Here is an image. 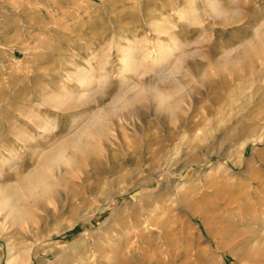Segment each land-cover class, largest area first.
<instances>
[{
	"label": "rangeland",
	"instance_id": "rangeland-1",
	"mask_svg": "<svg viewBox=\"0 0 264 264\" xmlns=\"http://www.w3.org/2000/svg\"><path fill=\"white\" fill-rule=\"evenodd\" d=\"M263 69L264 0H0V264H264Z\"/></svg>",
	"mask_w": 264,
	"mask_h": 264
},
{
	"label": "bare ground",
	"instance_id": "bare-ground-1",
	"mask_svg": "<svg viewBox=\"0 0 264 264\" xmlns=\"http://www.w3.org/2000/svg\"><path fill=\"white\" fill-rule=\"evenodd\" d=\"M236 49H237V51H235L234 48H231L230 50L225 51L224 55L221 58H215V56H214L212 58V61L207 64L206 68L203 64L189 67L187 69L188 78L185 79V86L189 87L193 84H199L201 86H204L205 88H207L209 90V94L207 95V93H206V95H207V98L210 101V103H212L213 106L216 103H219L223 98H225L228 94L231 93L232 82L234 81V78H239L240 76H245V73H246L245 72V70H246L245 69V65H246L245 63L246 62L244 61L243 57L248 52L249 44L241 45V48H236ZM231 60L232 61L234 60L233 63H235L234 67H232V72L229 71L231 73H229V72L224 73L222 71V69H220L221 67L218 68V65L228 66V64L230 62L232 63ZM182 61L183 60H181V59L177 61V66H175L173 68V70L170 72L171 76L175 75L178 72L179 65L182 64ZM237 64L239 66H241V68H242V72H240V73L238 72V69H237L238 65ZM252 71L254 74L258 73V71H256V70L252 69ZM218 76H220L219 79L217 78ZM167 89L172 91V93L180 91L179 90L180 88L178 86V80L176 78L171 79L169 84H168ZM144 93H145L144 91L135 90L134 94L130 98L125 99V97H124L125 100H123L124 102L122 103V108L128 109L129 113H136L137 110L135 109L134 104H135V102H137L138 100H140L144 97ZM188 94L190 95V93H188ZM157 96H159L158 93H157ZM162 102H165L166 104L169 105L168 111L171 114L172 118L174 120L178 119L179 115L177 112V108H178L180 101H178L176 99L171 101V100H168L164 97V99L161 101V104H162ZM159 110H161V109H159ZM214 112H215L214 107H209L208 113L213 114ZM187 120L188 119H186L185 121L188 122ZM87 130L90 131V127H88ZM230 135H231L230 131L229 132L226 130L222 131V135L220 136V137H222L221 143L227 142L231 138ZM212 137L214 139L215 135H213ZM257 140L262 141V138L259 137V138H257ZM245 142L249 143L250 140L247 139V140H245ZM60 155H61L60 152H56L53 155H51V157H60ZM87 158H88L89 163L96 164V165L99 164V161H100L99 159H95L92 157H87ZM33 177H35V176H33ZM13 204L14 203H8V201L6 202L7 206L8 205L11 206Z\"/></svg>",
	"mask_w": 264,
	"mask_h": 264
}]
</instances>
